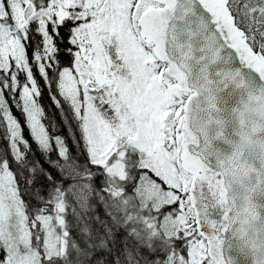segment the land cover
I'll list each match as a JSON object with an SVG mask.
<instances>
[{"label":"snow or ice","instance_id":"snow-or-ice-1","mask_svg":"<svg viewBox=\"0 0 264 264\" xmlns=\"http://www.w3.org/2000/svg\"><path fill=\"white\" fill-rule=\"evenodd\" d=\"M45 90L62 115L66 104L80 122L96 166L119 181L135 169L132 197L120 200V211L161 241L163 257L149 264H232L220 233L258 219L249 170L239 152L209 165L203 153L210 145L200 146L194 132L202 113L221 111L217 94L231 104L239 92L246 110L264 99V0H0L7 151L25 142L13 107L48 147ZM121 191L113 187L111 195ZM23 197L15 173L0 168V264L62 258L53 218L29 217ZM255 264H264V248Z\"/></svg>","mask_w":264,"mask_h":264},{"label":"trees","instance_id":"trees-1","mask_svg":"<svg viewBox=\"0 0 264 264\" xmlns=\"http://www.w3.org/2000/svg\"><path fill=\"white\" fill-rule=\"evenodd\" d=\"M40 83L43 87V82ZM40 103L44 108L41 119L48 136L51 139L58 136L62 140L67 162L82 173H88L91 186L88 206L83 210L67 194L70 178L55 146L41 149L32 140L24 116L13 107L25 142L19 145L16 157L12 151H7L9 140L0 127V167H10L18 178L29 217L52 213L56 202H60L64 209L61 212L65 230L62 240L64 253L62 258L54 257L48 264H121V248H125L137 264H149L157 256L163 257L161 241L142 234L135 223L124 219L125 213L120 211V200L132 197L130 189L133 183L121 186V197H113L111 191L117 186L109 184L104 170L90 162L79 122L68 106L64 105L62 115L50 100L47 90L43 92ZM129 171L135 179V169L130 167ZM130 238L134 241L127 242Z\"/></svg>","mask_w":264,"mask_h":264},{"label":"water","instance_id":"water-1","mask_svg":"<svg viewBox=\"0 0 264 264\" xmlns=\"http://www.w3.org/2000/svg\"><path fill=\"white\" fill-rule=\"evenodd\" d=\"M223 96V93L217 94L215 99V104L221 111L214 113L212 117L202 113L201 122L196 125L197 131L194 134L199 138L200 146L207 139L210 150L203 153V157L212 167L221 162L227 163L237 152L240 153L237 157L240 165L246 169L248 164L253 165V169L245 177V184L252 189L248 194L258 219L246 229L240 225L230 226L227 231L220 233V239L226 261H231L232 264H255L264 248V166L259 162L264 145L249 144L246 141L249 135L254 140L257 137L264 138V127L256 131V121L264 125V118L250 116L249 111L244 108L247 97L242 100L239 92L235 94L231 104H225ZM242 111L247 112L243 125L239 123ZM214 120L220 123H214ZM197 150L199 151V147Z\"/></svg>","mask_w":264,"mask_h":264},{"label":"rangeland","instance_id":"rangeland-1","mask_svg":"<svg viewBox=\"0 0 264 264\" xmlns=\"http://www.w3.org/2000/svg\"><path fill=\"white\" fill-rule=\"evenodd\" d=\"M26 125H27V123H26ZM27 128H28V126H27ZM79 128H80V131H81L82 140H83L84 146L86 148V152H87L88 158H89V160H90V162L92 164H95V163H93L92 158H91V154L88 151V145H87V143H86V141H85V139L83 137V133H82V130H81L80 122H79ZM28 131L30 133V136H31L32 140L41 149H44V150L48 149L50 147V145H54L55 146V148L58 151V154L62 158V165L64 167L65 173L70 178V182L67 185V189H66L67 194H69L70 197L73 198V200L77 203V205L79 207H81L83 210L87 209V206H88L87 202H88V198H89L90 193H91L90 177H89L90 175L88 173H82L81 171L77 170L70 163L67 162L66 154H65V147H64V145L62 143V140L58 136H53L52 139L48 136L49 137V145H48V147L45 148L42 144H40L34 138V136L32 135V133L30 132L29 129H28ZM51 141H52V143H51ZM12 152L17 157L18 149L14 147L12 149ZM0 168H4V167H0ZM102 169L105 172L106 178L110 181L109 184H116V186L118 188H120V189H121V186L125 185L126 183H131L132 182L133 186H134V180L135 179L133 178V176L130 173V171H129V174H128V178L126 180L119 181V180H114V178L110 174L107 173V170L105 168H102ZM58 204L61 205L60 202H56L54 210H53L52 213H41L38 216H40V215L51 216L53 218L52 226H53L56 234L59 236V238L61 240H63V237L65 235V230L63 228V223L60 224V223H56L55 222V217L56 216H60L61 217V212L58 211V209L56 207ZM35 235H39L41 237V241L40 242H42L43 235H44V229H41ZM125 256H126V254H125ZM126 257L127 258L125 260L130 262L129 256H126ZM132 264H136V263H132Z\"/></svg>","mask_w":264,"mask_h":264},{"label":"clouds","instance_id":"clouds-1","mask_svg":"<svg viewBox=\"0 0 264 264\" xmlns=\"http://www.w3.org/2000/svg\"><path fill=\"white\" fill-rule=\"evenodd\" d=\"M260 88L259 86L256 87V95L259 96ZM249 114L251 117H264V99H261L260 101H253L250 108H249ZM261 127H264V125L259 124L258 121H256V131H259ZM246 143L249 144H259L264 145V138L257 137L255 140L253 139L252 135H249ZM259 162L262 166H264V149L261 151V155L259 157ZM248 170L253 169L252 164H248ZM255 210V209H254ZM258 217V215H257ZM254 222L250 219V224H253Z\"/></svg>","mask_w":264,"mask_h":264},{"label":"flooded vegetation","instance_id":"flooded-vegetation-1","mask_svg":"<svg viewBox=\"0 0 264 264\" xmlns=\"http://www.w3.org/2000/svg\"><path fill=\"white\" fill-rule=\"evenodd\" d=\"M134 240L132 239V238H130V239H128V241L127 242H133ZM130 249V248H129ZM121 250H122V253H121V256H119V257H121L122 258V260H123V262L121 263V264H132V263H136V262H133V258H132V256H131V254L127 251V250H125V248L124 249H122L121 248ZM131 250V249H130ZM126 251V252H125ZM125 254H126V256H129V258H130V262H128V261H126L125 259L127 258L126 256H125ZM133 256H135V255H133ZM120 260V259H119ZM137 264V263H136Z\"/></svg>","mask_w":264,"mask_h":264}]
</instances>
